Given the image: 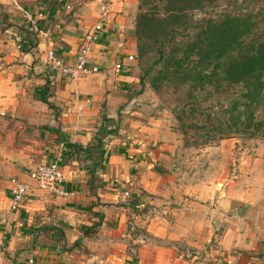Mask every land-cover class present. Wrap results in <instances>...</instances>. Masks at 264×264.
Here are the masks:
<instances>
[{"label":"crops","instance_id":"obj_1","mask_svg":"<svg viewBox=\"0 0 264 264\" xmlns=\"http://www.w3.org/2000/svg\"><path fill=\"white\" fill-rule=\"evenodd\" d=\"M19 1L38 14L34 15L40 17L37 19L41 24L48 23V17L52 18L55 12L59 20L44 30L37 28L30 37L22 28L15 27L0 34V127L12 135L25 133L34 126L46 129L36 142L44 148L49 144L53 153L43 162L61 153L65 186L74 191V195L62 198L34 190L24 200L27 212L11 211L9 217L15 220L17 239L31 242L24 245L29 261L264 264V150L254 158L256 166L252 170L231 160L230 164L235 165L233 172L229 166L223 176L217 177L209 168L205 178L195 174L193 185L187 189L188 179L180 162L176 163L174 175L166 171L168 168L157 169L153 149L143 144L136 150L147 149L150 157L145 152L129 161L109 157L107 172L99 174L100 185L91 187L83 160L67 145L76 143L85 147L93 142L101 115L115 117L113 104L126 101L121 93L133 75L139 0L114 1L91 44L90 57L99 64L98 72L78 82L67 78L61 84L57 82L54 94L47 98L50 107L34 95L47 78H52L44 69L45 53L53 49L67 62L73 61L81 36L90 33L91 24L99 21L101 3L98 0L84 3L66 19L58 15L56 7L45 9L49 0ZM19 1L0 0V4L18 14L21 12L10 7V3L17 7ZM81 13L86 16L81 17ZM19 38L25 42L27 51H21ZM30 43H34L33 47ZM118 60L122 68L115 72L113 63ZM232 147L225 148V155ZM7 148L10 147L0 144V174H16L29 180L28 173L8 167L12 162ZM5 185L8 187L7 179ZM122 188L135 194L136 201L127 206L119 204L125 198ZM7 193L9 202L8 190ZM93 200L97 203L93 208H82L85 201ZM21 218L26 220L17 221ZM99 221L94 232L83 233Z\"/></svg>","mask_w":264,"mask_h":264},{"label":"rangeland","instance_id":"obj_2","mask_svg":"<svg viewBox=\"0 0 264 264\" xmlns=\"http://www.w3.org/2000/svg\"><path fill=\"white\" fill-rule=\"evenodd\" d=\"M37 1L46 2L48 0ZM94 2L96 0H49V3L44 5V7L45 9L47 7V11L56 7L60 11L58 15L67 19L70 15L72 16L74 11H78L84 3L90 4ZM146 2L147 4L144 8L150 12H153L155 8L164 12V8L167 7L166 0H147ZM10 7H13L14 10H19L21 13L13 14L9 8H5L3 4H0V34L8 27H15L18 30L22 28L30 37L37 28V30H44L43 28H48L59 20L58 17L56 18L55 12L53 13L55 17L52 15V18H50L51 16L48 17V23L42 22L41 24L37 19L40 17H35L38 14L29 10V7L23 5L20 1L17 7L12 3H10ZM30 12L33 13L31 18L28 17V15H31ZM246 13L253 14L257 20L255 34L252 33L250 38L260 37L259 35L263 36L264 0H216L213 5L207 6L203 10H189L187 14L192 17L193 21H191V24L193 25L195 20L199 21L203 18H220L224 14L243 15ZM83 14L86 16V13ZM83 14H80L81 17H83ZM96 22L91 24V29L97 24ZM178 24H180L178 25L180 34L177 35V39L180 42H186L196 32V29L192 25L184 28V24L181 21ZM88 33L89 31L81 36L76 53L86 43V35ZM146 34L151 36L152 31L147 30ZM20 42L22 45L25 44L22 38H19L17 43ZM30 44L33 47L34 43ZM168 48L171 49L169 46ZM147 50L148 53L141 63L137 60V53L132 60L133 75L129 77L130 81L125 87L126 90L121 93L123 95L122 98H125L126 101L113 104V112L116 113V116L111 117L113 121L110 123L103 139L104 149L102 153L98 154L99 152L96 153L93 150L90 158H79L85 163H83V166L89 176L91 172L93 173L90 182L92 183L91 187L100 185L99 181L101 178L99 174L103 171L107 172L106 164L109 157L116 156L129 161L144 152L146 156H149L147 149L136 150L143 144H146L149 149H153L156 159L155 168L157 169L168 168L165 170L174 175L173 173H175L177 167L176 163L180 162V166L184 167L185 178L188 179L185 184L187 189H190L193 185L192 177L195 174L196 176L199 175L200 178L207 176L209 168L217 177L223 176L228 171L229 166L233 172L235 165L230 164L231 160L236 161L237 164L240 162V165L245 164L246 168L248 167L249 170H252L256 166L254 158L261 155L262 150H264V137L260 134L252 138L243 133L233 134L221 140H210V143L202 144L201 146L193 143L195 142L194 140H199V136L194 133L191 125L194 122L205 124L207 114L212 116V112L214 113L218 109L220 103L224 108L230 106L234 99L240 96L241 87L226 86L224 84L218 88L217 86H206L204 89H191L188 83L184 84L175 79H163V81H158V87L154 88L151 81L159 74L160 64L156 63L157 53L155 48L152 47ZM44 64L47 75L52 76V78H47L48 83L34 93L37 98H40V96L48 98L53 95L56 90V83L61 84L64 78L56 70L46 63ZM145 68H150V73L144 78L142 83L139 78ZM215 85L220 84L215 83ZM256 114L259 117L261 115L260 110H257ZM104 116H106V113L101 115L100 121ZM46 119H49V117ZM222 119L226 120V118ZM4 124L2 125L4 126ZM45 126L48 129L47 124ZM143 126L144 129H142ZM15 128L19 129L18 127ZM40 128L41 126L30 127L25 133L18 132L12 135L3 132L4 130L0 127V144L4 147L6 145L10 147L7 149L9 151L8 154L11 156L9 160L13 164L10 163L8 167L27 175L35 165L50 158L53 153L51 146L48 144L47 148H44L40 142H36L39 136L46 133L44 132L46 129L42 130ZM39 130L41 133H39ZM8 142L14 144L12 145ZM224 144L227 145L222 147ZM220 147L221 150L219 149ZM226 147H232L233 152L231 150L230 153L225 155ZM3 150L2 148L1 151ZM162 159L164 164H161ZM108 173L112 172L109 171ZM11 176L18 177L16 174H0V264H34V262L31 263L29 261L30 256L24 252L25 246L31 245V242L17 239L19 236L13 225L15 220L13 221L9 217L11 210L9 209L7 196L8 187H6L5 182ZM118 176L120 178V175ZM202 181L205 182V179ZM122 189L124 190L125 188ZM127 190L129 195L124 196V199H120L119 204L127 206L136 201L135 194H132L129 189ZM95 202L94 200L85 201L82 204V208H93L97 205ZM23 220H26V218H21L17 221Z\"/></svg>","mask_w":264,"mask_h":264},{"label":"trees","instance_id":"obj_3","mask_svg":"<svg viewBox=\"0 0 264 264\" xmlns=\"http://www.w3.org/2000/svg\"><path fill=\"white\" fill-rule=\"evenodd\" d=\"M146 1L139 0L134 32L138 62L144 60L147 49L154 47L156 50V63L160 64V71L151 81L154 88L163 79L188 83L191 89H204L206 86L218 88L224 84L241 87L240 96L230 106L224 108L220 103L212 116L207 114L205 124L194 122L191 125L194 133L199 136V140L193 143L201 146L210 143V140H221L240 133L251 138L257 134L264 137V35L250 38L252 33L255 34L257 26L255 16L250 13L224 14L220 18L195 20L192 25L193 20L188 16V11L203 10L216 0H166L164 12L156 8L153 12L148 11L144 8ZM179 21L184 24V28L192 25L196 29L186 42L177 39L180 34ZM147 30L152 31L151 36H147ZM20 49L27 51L24 45ZM143 71L139 78L142 83L149 75L150 68ZM39 99L51 105L45 96ZM257 110L261 113L259 117ZM112 121L110 117H102L93 142L85 147L76 143L67 145L79 157L88 159L93 150L101 154L104 149L103 139ZM56 130L58 128L51 129ZM90 174L91 182L93 173ZM100 222L85 228L83 233L94 232Z\"/></svg>","mask_w":264,"mask_h":264},{"label":"built area","instance_id":"obj_4","mask_svg":"<svg viewBox=\"0 0 264 264\" xmlns=\"http://www.w3.org/2000/svg\"><path fill=\"white\" fill-rule=\"evenodd\" d=\"M101 3V13L99 21L96 22L93 30L86 35V43L80 51L75 54L74 60L67 62L58 55L53 49L45 53L44 62L52 69L60 73L61 76L71 81H79L87 76L98 72L99 64L95 63L90 57L91 44L97 38V32L102 28L106 14L115 0H99ZM31 17V15H28ZM115 72L122 68L121 62L113 63ZM62 154L59 153L49 162H42L35 165L28 173L29 180H23L16 176L8 178L9 209L11 211H25V198L34 190H41L52 197L67 198L74 195V191L65 186V174L61 166ZM117 183L118 181L115 180ZM124 196L129 195L128 190H124ZM226 264H232L227 262Z\"/></svg>","mask_w":264,"mask_h":264}]
</instances>
